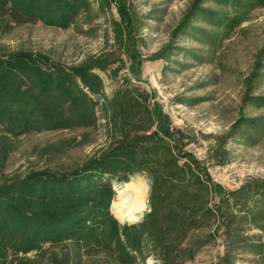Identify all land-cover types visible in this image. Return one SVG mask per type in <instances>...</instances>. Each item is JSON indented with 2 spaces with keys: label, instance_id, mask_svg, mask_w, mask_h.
Segmentation results:
<instances>
[{
  "label": "rangeland",
  "instance_id": "374dc122",
  "mask_svg": "<svg viewBox=\"0 0 264 264\" xmlns=\"http://www.w3.org/2000/svg\"><path fill=\"white\" fill-rule=\"evenodd\" d=\"M81 4L65 26L49 15L24 23L0 18V57L22 53L44 67L90 66L96 90L76 81L95 102L84 121L55 101L48 105L60 116L58 126L41 123L39 113L30 128L0 124V186L32 173L70 174L117 151L139 157L156 145L179 165L195 162L205 190L192 222L185 215L166 220L167 251L143 233L140 251L125 264H219L232 230L264 245V189H255L264 183V105L250 100L264 97V0ZM131 180L147 187V205L135 222H125L112 204ZM109 183L111 217L119 225L143 222L151 209L148 170ZM242 244L231 254L233 264H264V246L261 258ZM4 247L0 264H122L99 234L43 242L27 252Z\"/></svg>",
  "mask_w": 264,
  "mask_h": 264
},
{
  "label": "trees",
  "instance_id": "16d2710c",
  "mask_svg": "<svg viewBox=\"0 0 264 264\" xmlns=\"http://www.w3.org/2000/svg\"><path fill=\"white\" fill-rule=\"evenodd\" d=\"M81 1L0 0V18L24 23L49 15L56 24L65 26L82 7ZM118 10L125 21L126 10L121 5ZM90 69V66L44 67L38 59L22 53L0 57V124L13 129L30 128L29 120L34 122L39 113L41 123L58 126L60 116L48 105L55 101L67 105L62 112H76V119L84 121L95 102L76 88V81L79 80L91 94H96L89 82L93 80ZM250 100L264 105L263 96ZM42 101L49 103L44 106L40 104ZM124 152H120L121 155L118 151L108 153L70 174L32 173L0 186V253L4 246L27 252L43 242L94 238L99 234L105 237L117 260L125 264L133 261V254L140 251L143 233L151 239L156 238L162 244L156 247L167 251L170 242L166 239L162 243V236H166L170 227L166 220L185 215L187 219L184 220L192 222L199 210L197 202L205 188L196 171L198 167L192 161L179 165L175 156L169 151L168 155L162 154L156 145L145 148L139 157L133 151ZM148 155L150 159H146ZM144 168L151 177L150 212L139 225H119L108 209L112 196L109 180L126 181L129 175ZM258 187L264 189V183L255 189ZM165 200L171 202L166 210L162 207ZM248 238L232 230L228 240L231 248L220 258L219 264H233L231 254L241 243L242 250L262 258L264 245L248 241Z\"/></svg>",
  "mask_w": 264,
  "mask_h": 264
},
{
  "label": "bare ground",
  "instance_id": "6f19581e",
  "mask_svg": "<svg viewBox=\"0 0 264 264\" xmlns=\"http://www.w3.org/2000/svg\"><path fill=\"white\" fill-rule=\"evenodd\" d=\"M147 187L138 180H131L117 190V200L112 207L121 221L135 222L146 208Z\"/></svg>",
  "mask_w": 264,
  "mask_h": 264
}]
</instances>
